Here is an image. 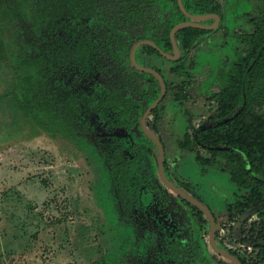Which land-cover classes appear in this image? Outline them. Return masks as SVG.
Returning <instances> with one entry per match:
<instances>
[{"label":"rangeland","instance_id":"1","mask_svg":"<svg viewBox=\"0 0 264 264\" xmlns=\"http://www.w3.org/2000/svg\"><path fill=\"white\" fill-rule=\"evenodd\" d=\"M218 3V25L198 38L183 66L145 56L141 50L135 56L139 62L159 67L166 81L165 98L146 121L163 141L166 174L172 182H187L190 193L212 209L220 247L250 264L255 241L248 240L251 232L246 229L255 220L252 229L260 230V212L248 211L244 222L235 207L249 185L234 183L222 159L202 166L189 149L195 129L218 123L213 119L215 96L226 82L231 63L245 50L240 35L252 32L254 22L264 17V0ZM173 11V6L162 10L169 23L177 21ZM12 27L4 38L20 48L29 34ZM14 77L11 63H0V264H138L139 259L158 264L146 254L159 237L199 241L200 257L205 258L198 257L197 264L223 260L209 248V223L198 224L188 206L162 183L157 172L159 150L142 139L137 122L133 129L116 134L128 146L139 147L154 174L142 191L141 203L127 214L100 153L98 137L103 135L98 124L93 122L98 129L87 132L88 122L83 119L64 126L42 113H24L9 94ZM14 89L19 91L20 86ZM261 112L264 115V105ZM200 154L206 155L202 150ZM163 194L179 203L169 208L170 216L163 213L162 202L158 204Z\"/></svg>","mask_w":264,"mask_h":264},{"label":"trees","instance_id":"2","mask_svg":"<svg viewBox=\"0 0 264 264\" xmlns=\"http://www.w3.org/2000/svg\"><path fill=\"white\" fill-rule=\"evenodd\" d=\"M169 1L179 17H183L177 1ZM182 3L194 14H220L216 0H182ZM154 6L155 0H0V63H11L16 80L13 87L18 85L20 90L13 88L9 94L19 109L24 113L32 112L34 116L42 113L68 126L76 120L82 104L92 103L93 111L105 116L111 114L110 123L115 121L117 125L128 126L137 109L130 96L111 88L98 100L85 102L77 87L79 71L89 65L94 51L92 45L84 44L81 29L86 27L85 19L96 16L101 24L95 34H100L102 42H106L116 33L115 46L119 50L132 41V37L124 35L126 28L143 26L144 32H148ZM173 24L165 25L163 38L150 36L168 52L172 49L168 34ZM254 25L252 32L240 35L245 50L231 63L226 82L215 96L217 108L213 119L218 123L196 129L193 146L189 149L196 152L195 160L203 166L222 159L234 183L249 185L248 193L236 202V207L240 212L255 209L261 214L259 234L257 232L255 238L252 234L248 237V240L253 239L252 243L255 241L249 263L264 264V115L261 112L264 105V17ZM11 27L29 34L20 48L13 47L4 38ZM207 32L210 31L190 26L178 29L175 39L181 52L179 60L191 51L197 38ZM85 34L92 36L89 32ZM142 48L148 54H158L150 45ZM106 51L113 52L109 46L101 48L104 54ZM70 72L73 78L67 84L65 75ZM155 90L153 87L144 95L148 103ZM123 147L113 140L101 146L100 151L109 165L119 197L131 201L142 186L140 157L126 158ZM200 148L205 156L200 154ZM196 213L202 219L201 212ZM169 252L174 256L178 249L172 246Z\"/></svg>","mask_w":264,"mask_h":264},{"label":"flooded vegetation","instance_id":"3","mask_svg":"<svg viewBox=\"0 0 264 264\" xmlns=\"http://www.w3.org/2000/svg\"><path fill=\"white\" fill-rule=\"evenodd\" d=\"M216 2L218 3V0H216ZM218 5H219V3H218ZM170 6H172V4L169 0H155V6L153 7V11L151 12L152 13L151 14L152 20L150 21V27L148 28V32L147 33L144 32L145 30H144L143 26L142 27L135 26V27L126 28L123 31L124 35H127L128 37L129 36L132 37V41H131V43H129L126 46L119 47L120 48L119 50H116V46H115V44H117L116 33L113 36H111L106 42H102L103 38L101 37L100 34H95V32L98 31L100 24H101L96 16L93 15V16L85 19L86 20L85 21L86 27L81 29L82 34L80 36H82L84 44L85 45L88 44L89 46L92 45L94 48V51L91 52L92 53V61H89V65L83 66L82 69L79 71V77H78L79 83H78L77 87H78V89H80V93L83 95L84 101L87 102L89 100H93V101L98 100L102 96V94L105 91H107V89L116 88V89L120 90V93L122 95L130 96L133 100V104L137 105L135 117L130 121V124L128 126L117 125V124H115L116 123L115 121L110 123L108 117H110L111 114H106V116H105V115H101V114L93 111L92 110V107H93L92 103L85 104V105L82 104V109L80 110L79 114H77L75 116L76 120H74V122L77 121V123H79V120H81V119H83V121H84L83 123H85L87 121L88 126L85 127V130L87 132H91V131H93V129L97 130L98 128L96 127V125H94V123L98 124V126L100 127L99 130L102 131L101 133L103 135L102 138L98 137V142H99L100 148H101V146L108 145L109 143H112L113 140H115L117 142V144H123V146H124L123 147V155H125L126 158L133 159L136 155H139V157H140V169H141L140 176L142 177L143 180H142V184H141L142 186L140 187L137 196L132 199L133 201L132 200L130 201V199L123 200L121 197H119L117 189L114 185L116 192H117V195L119 197V201H120V203H122V209L127 214L131 213L133 211V208L141 203L142 191L144 188L149 186L154 172H153L152 168H149V164L147 162V159H146L144 153H142L140 151L139 147L135 146V145L128 146L125 143V140L123 138L119 137L116 133H118L122 130L133 129L135 122H137V124L141 130L142 139L145 140V142H148L149 144H155L150 138H148L144 134V132L140 126L139 119H140L141 115L144 113V111L146 110V108L148 106H150L155 99H157V97L160 95V91H161V89H160L159 93L157 91V87L160 88V83H159L158 79L153 74L145 72L143 70H140L132 64V62L130 60V50H131L132 45L136 41L150 40L153 43H155V45L161 51L167 53L169 56H174V49H173V45H172V42L170 39V31L172 28L170 29L169 34H168L169 40L171 43V48H172L170 52L166 51L165 49H163V47L161 45L157 44L155 39L150 38V36H153L154 38H163L164 37L163 32L165 30V25H167V24L174 23L173 24V26H174L177 23L182 22V21H192L179 8V10L184 14V16L180 18L178 11L174 8L173 14L177 18V21H175V22L170 21V23H169L168 22L169 19H166V17H164L162 15V10H165L167 7H170ZM184 9H185V7H184ZM167 12H168V10H167ZM188 13L193 14V15H206V14H194L191 12H188ZM166 14H168V13H166ZM207 14H216V13H207ZM217 15H218V17L220 16V14H217ZM208 19H210V18H208ZM208 19L196 21V23H199V24L204 25V26H215L216 27L218 25V22L216 23V21H214V23L212 25L204 24L203 22L208 20ZM190 27H192V26H190ZM215 27H213V28H215ZM194 28H197V27H194ZM213 28H209V29L199 28V29L209 30L210 32H212ZM88 32L91 33L92 36H88L85 34ZM151 32H152V34H151ZM175 32L173 34V40L175 42V45H176L177 50L179 52V55L174 60L168 59L167 57L162 55L159 52V50H157L156 48H154L151 45L150 46L153 47L158 52V54H156V53L148 54V52H146L142 48L143 45H149L146 43L138 44L136 46V48L134 49V52H133V59H134L135 63L139 67H145V68H149V69L156 71L163 78L165 86H166V81H165V78L163 76L161 69L159 67H155V66H152V65L147 64V63L139 62L135 56V53L138 50H141L145 54V56L161 57V58L168 60L169 62L178 63L179 65L183 66V64H182L183 60L188 55H190L193 48L191 49V51L188 54H186V56H184L181 60H179V58L181 56V52L179 50L178 43L175 39ZM207 33H209V32H207ZM207 33H204V34H207ZM204 34H201V35H204ZM121 38H123V37L121 36ZM198 38H197V40H198ZM196 41L194 42V44L196 43ZM91 43H93V44H91ZM105 46H109L113 52H107L106 51L105 54L103 52H101V48L105 47ZM129 67H130V69H129ZM182 73H183V71H182ZM72 78H73V75L71 72L69 74H66L65 75V82L67 84L71 83ZM144 80L149 83L148 86L147 85L146 86L140 85L141 81L144 82ZM153 87L156 89L155 90L156 92L152 98V101L148 103L147 99L145 98L144 95L147 94ZM165 95H166V89H165V93H164L163 97L159 100L156 107L151 109V111L148 113V115L144 119V124L151 133H152V131L149 129V127L146 124L147 118L150 115L156 113L157 107H158L159 103L165 98ZM143 105L146 106V108L144 110L142 109ZM141 109H142V111H141ZM206 127H208V126H206ZM202 128H204V127H202ZM198 129H200V128H198ZM195 130L192 132V138H193V134H194ZM155 136L159 139V141L161 142L162 147H163V167H164V173H165L166 177L169 179V181L173 185H175V187H177L178 189L183 191L188 196L192 197L193 199H195L198 202H200L201 204H203L209 210V212L213 216L214 222H215V227H214L215 245L219 249L223 250L220 247V245L218 244L217 238H216V219L214 216V212L212 211V209L210 210L204 202H202L200 199L196 198L193 194L190 193L189 186H188L187 182H185L184 180H183L184 182H179V181L172 182V180L168 177V175L166 174L167 166H166V162L164 161V144H163L162 139L158 135H155ZM127 150L131 151V155H127ZM200 150H202V149L200 148ZM190 151L194 152L192 150H190ZM202 151L204 152V150H202ZM100 153H101V151H100ZM193 158L195 160V154H194ZM104 160L107 163L105 158H104ZM196 162H198V161H196ZM198 163H200V162H198ZM107 165H108V163H107ZM108 167H109V165H108ZM109 171H110V169H109ZM157 172H158V168H157ZM110 174H111V172H110ZM158 175H159V172H158ZM111 177H112V174H111ZM159 177H160V175H159ZM112 181H113V177H112ZM162 183L164 184L163 181H162ZM113 184H114V181H113ZM165 187L167 189H169L171 192H173L176 195L177 199L181 200V202H183L185 205L188 206V208L191 210V214L194 216L195 221L198 224L205 225L206 222L209 223V226H210L209 227V237H208L209 248L212 252L217 254L219 257L223 258V260L222 259L219 260L217 262V264H222V263H224V264H235L232 261L225 258L224 256L217 253L213 249L211 242H210L211 222L206 217V215L201 210H199L196 206L192 205L189 201L184 199L181 195L177 194L176 192H174L173 190L168 188L166 185H165ZM161 202L163 205L162 209L164 210L163 213L166 216H168V215L170 216L171 211L169 208L173 207V204H175V207H177V205H179V203H177L175 201H171L169 196L165 195V194H163L158 199V204L160 206H161ZM235 207H236V205H235ZM157 210H159L158 206H157ZM197 210L201 212V216H202L203 220L199 218V215L196 213ZM250 210H252V209H250ZM250 210H248V211L250 212ZM248 211H244L241 213V216L244 217V222H247V220L249 219V217H247ZM176 212H177V209H176ZM259 218H260V214H259ZM258 220L260 221V219H258ZM259 221H257V222H259ZM255 222H256L255 220L249 222V227L246 229L247 232H251L252 235L254 233H257V232L259 234V230L257 231V229L255 228L256 231H253V229H252L253 224ZM257 228H258V226H257ZM256 243H260V241H257ZM172 246L176 247L178 249V252L177 253L175 252L174 256L169 255L171 253V252H169V249ZM202 248H203L202 245L196 239H189V240L184 241L182 239H178V240L170 239V240H168L165 237H159L156 240V243L152 246V250L149 251L148 252L149 254L147 253L146 255L150 259V261L153 260V262H156L158 264H197V258L198 257L200 258V260L205 258L203 256L200 257V255L203 252ZM252 250H253V248L251 247V251ZM224 251L235 256L240 261L241 264H247L245 259L236 255L232 250H224ZM251 251L249 252L250 253L249 261L251 258ZM138 264H145V263L142 262V259H139Z\"/></svg>","mask_w":264,"mask_h":264},{"label":"water","instance_id":"4","mask_svg":"<svg viewBox=\"0 0 264 264\" xmlns=\"http://www.w3.org/2000/svg\"><path fill=\"white\" fill-rule=\"evenodd\" d=\"M177 4L179 6V8L181 9V11L186 15L188 16L192 21H182V22H179L177 23L176 25H174L170 31V39H171V42H172V45H173V49H174V56H169L167 53L161 51L156 45L155 43H153L152 41L150 40H139V41H136L132 47H131V50H130V60L132 62V64L140 69V70H143L145 72H148V73H151L153 74L159 81L160 83V95L157 97V99H155L153 101V103L148 106L146 108V110L144 111V113L141 115L140 119H139V122H140V126L144 132V134L150 138L154 143L155 145L157 146L158 150H159V158H158V163H157V168H158V172H159V175H160V178L161 180L164 182V184L170 188L171 190H173L174 192H176L177 194L181 195L184 199H186L187 201H189L192 205L196 206L199 210H201L205 215L206 217L210 220L211 222V236H210V242H211V245L213 247V249L219 253L220 255L224 256L225 258H227L228 260L232 261L233 263L235 264H241L240 261L233 255L227 253L226 251L224 250H221L219 249L216 245H215V242H214V227H215V222H214V218L213 216L211 215V213L209 212V210L203 205L201 204L200 202H198L197 200L193 199L192 197L188 196L187 194H185L183 191H181L180 189H178L177 187H175V185H173L169 179L166 177L165 173H164V167H163V147H162V144L161 142L159 141V139L153 134L151 133L147 127L145 126L144 124V119L145 117L148 115V113L151 111V109H153L154 107H156V105L158 104L159 100L163 97L164 93H165V83H164V80L163 78L154 70L152 69H149V68H145V67H139L134 59H133V52H134V49L136 48V46L140 43H146V44H149L151 46H153L154 48H156L157 50H159V52L164 55L165 57H167L168 59H176L179 55V52L177 50V47L175 45V42L173 40V34L174 32L179 29V28H182V27H186V26H192V27H197V28H205V29H209V28H213L215 26H204V25H201L199 23H196V21H200V20H205V19H208V18H214L216 23L218 22L219 20V17L217 14H206V15H193V14H190L188 13L184 7H183V4H182V0H177Z\"/></svg>","mask_w":264,"mask_h":264}]
</instances>
